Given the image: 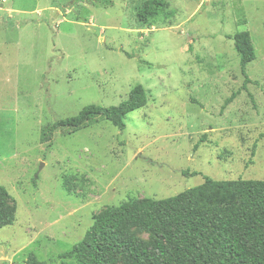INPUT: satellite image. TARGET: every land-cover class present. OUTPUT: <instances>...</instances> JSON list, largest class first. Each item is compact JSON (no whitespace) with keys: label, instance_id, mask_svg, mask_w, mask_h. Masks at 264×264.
I'll return each instance as SVG.
<instances>
[{"label":"rangeland","instance_id":"374dc122","mask_svg":"<svg viewBox=\"0 0 264 264\" xmlns=\"http://www.w3.org/2000/svg\"><path fill=\"white\" fill-rule=\"evenodd\" d=\"M149 1L0 0V186L17 206L0 264H76L60 255L109 207L206 177L264 180V0H164L169 13L144 25ZM243 31L257 54L246 88ZM139 85L148 103L125 130L100 121L42 143L48 124L118 106Z\"/></svg>","mask_w":264,"mask_h":264},{"label":"trees","instance_id":"16d2710c","mask_svg":"<svg viewBox=\"0 0 264 264\" xmlns=\"http://www.w3.org/2000/svg\"><path fill=\"white\" fill-rule=\"evenodd\" d=\"M167 11L164 0L149 1L138 12V19L146 25ZM233 39L246 88L256 50L249 31L238 32ZM147 103L145 88L136 86L118 106L89 105L77 116L48 124L41 141L51 144L57 135L75 134L100 121L123 131L127 117ZM9 198L7 189L0 186V230L13 225L17 213L16 204H7ZM131 228L148 232L151 240L139 239L129 232ZM60 258L75 259L76 264H264V180L206 177L202 185L175 197L144 198L109 207L95 216L84 239ZM27 264L46 263L31 254Z\"/></svg>","mask_w":264,"mask_h":264}]
</instances>
